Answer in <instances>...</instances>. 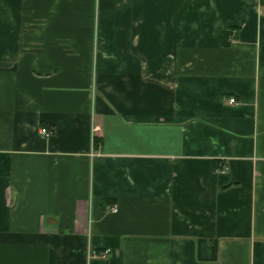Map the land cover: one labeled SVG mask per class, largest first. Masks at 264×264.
I'll return each instance as SVG.
<instances>
[{"label": "crops", "instance_id": "0c3cea01", "mask_svg": "<svg viewBox=\"0 0 264 264\" xmlns=\"http://www.w3.org/2000/svg\"><path fill=\"white\" fill-rule=\"evenodd\" d=\"M0 264H264V0H0Z\"/></svg>", "mask_w": 264, "mask_h": 264}, {"label": "built area", "instance_id": "2783aa9c", "mask_svg": "<svg viewBox=\"0 0 264 264\" xmlns=\"http://www.w3.org/2000/svg\"><path fill=\"white\" fill-rule=\"evenodd\" d=\"M234 102V98H229V103H233ZM93 138L95 137L94 134L100 131V127L98 125H94L93 128ZM39 133L43 136V137H47L51 134V129L41 126L39 128ZM224 168H220L219 172H223ZM111 211L115 212L117 210V207L115 205H112L110 208ZM107 250H104L103 252L98 253L97 255L100 257H105L107 255ZM95 255V254H94Z\"/></svg>", "mask_w": 264, "mask_h": 264}, {"label": "trees", "instance_id": "16d2710c", "mask_svg": "<svg viewBox=\"0 0 264 264\" xmlns=\"http://www.w3.org/2000/svg\"><path fill=\"white\" fill-rule=\"evenodd\" d=\"M223 36H224V41L226 42L227 41V31L223 32Z\"/></svg>", "mask_w": 264, "mask_h": 264}]
</instances>
